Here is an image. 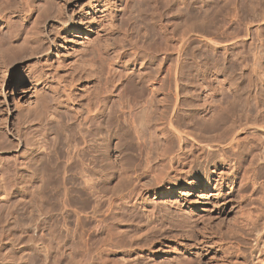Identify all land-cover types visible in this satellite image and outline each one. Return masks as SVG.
Returning a JSON list of instances; mask_svg holds the SVG:
<instances>
[{
    "label": "rangeland",
    "instance_id": "374dc122",
    "mask_svg": "<svg viewBox=\"0 0 264 264\" xmlns=\"http://www.w3.org/2000/svg\"><path fill=\"white\" fill-rule=\"evenodd\" d=\"M3 2L15 3L1 14L17 22L4 42L29 56L11 66L0 97L7 137L0 144V264H264L254 257L259 248L264 254V0ZM99 8L103 16L89 32ZM67 13L76 24L62 33L66 39L40 53L38 38ZM19 74L24 86L41 76L37 96L50 97L40 103L43 119L27 124L24 136L13 129L24 103L12 91ZM67 82L72 100L64 95ZM176 84L185 141L169 129ZM100 95L109 111L89 131V102ZM69 114L74 124L53 153L47 136L52 140ZM237 126L240 143L252 149L236 173L217 146L193 140ZM78 148L92 176L75 168L65 180V163ZM95 209L103 221L97 230Z\"/></svg>",
    "mask_w": 264,
    "mask_h": 264
},
{
    "label": "bare ground",
    "instance_id": "6f19581e",
    "mask_svg": "<svg viewBox=\"0 0 264 264\" xmlns=\"http://www.w3.org/2000/svg\"><path fill=\"white\" fill-rule=\"evenodd\" d=\"M6 1V0H5ZM8 1V0H7ZM13 1V0H12ZM28 1V0H27ZM8 3V2H7ZM6 3V4H7ZM100 3L101 2H99V3H95V7L96 8H98V6L100 5ZM4 4V5H3ZM9 4V3H8ZM7 4V6H10L11 5V7L10 8H12V4L10 3L9 5ZM15 4V3H14ZM13 4V5H14ZM2 6H0V15L2 16V24H1V26H0V97L1 96H6V94H4V92H3V85H4V83L6 84L5 85V87L7 88L8 87V83H9V81H10V79H9V77H8V75H9V72H10V68H11V66H13V64L14 63H16V62H18V61H21V60H24V59H26L29 55L28 54H26V53H18V52H11V48L9 49V47H7V43L5 44V38L7 37V36H4V34H6L5 32L7 31H9L10 29H9V26L11 25V24H13V25H15L16 23H15V17L14 16H11V15H8V13L6 12V13H3V15L1 14L2 12V10L4 11L5 10V7H7V6H5V3L3 2L2 4H1ZM26 5H28V4H26ZM30 5H31V1H30ZM3 6H5V7H3ZM15 6V5H14ZM22 6V5H21ZM32 6V5H31ZM16 7V6H15ZM34 7V6H33ZM8 8V7H7ZM10 8H8V9H6V10H9ZM21 8V7H20ZM23 8V7H22ZM21 8V9H22ZM59 8V7H58ZM16 9V8H15ZM19 9V8H18ZM20 10V9H19ZM27 10V9H26ZM47 10V9H46ZM69 10V9H68ZM100 8L99 9H94V13H91V15L89 16V21H88V23H89V27H88V29H89V32L90 31H93L94 30V28H95V25H94V23H92V21H94L95 19H100L102 16H103V14H98L99 12H100ZM10 11V10H9ZM13 11H15L14 10V8H13ZM29 11V16H32V14H33V10H32V8H30V10H28ZM61 11V10H60ZM72 11V10H71ZM43 12H45L44 10H43ZM66 12V11H65ZM102 12H103V10H102ZM12 13V12H11ZM18 13V12H17ZM16 13V14H17ZM20 13V12H19ZM26 13V12H25ZM37 13V12H36ZM47 13H49L48 12V10H47ZM61 13V12H60ZM59 13V14H60ZM7 14V15H6ZM40 15H41V13H39ZM71 14V13H70ZM69 13H67L66 14V17L65 18H63L62 20H60L59 21V24H60V26L57 28V27H52L50 30H47V35H43V36H41L40 38H38V41H36V43H42L41 44V46H40V53H42V52H47V51H51V50H53L54 48H56L58 45H59V43H60V41L62 42L63 40H65L66 38L64 37V36H62L63 34L62 33H64V32H66V30L68 29L69 30V28L70 27H72V25H75L76 23H75V20H74V18H73V15H70ZM73 14V13H72ZM13 15H15V14H13ZM18 15V14H17ZM25 15V14H24ZM27 15V14H26ZM48 15L49 14H47V17H48ZM96 15V16H95ZM105 15V14H104ZM37 16V15H36ZM37 17H39L40 18V16L38 15ZM36 17V18H37ZM42 17V16H41ZM45 18H46V15L44 16ZM92 18V19H91ZM0 19H1V17H0ZM17 20V19H16ZM32 21V23H34L33 25H35V24H37L38 25V29H39V24H40V22L39 23H36V21H39L38 20V18H37V20H35V22H34V20L33 19H31ZM74 20V21H73ZM19 21V20H18ZM30 21V20H29ZM31 22H30V24H31ZM43 22V21H42ZM15 23V24H14ZM22 23V22H21ZM79 23H81V24H86L87 23V21L85 20V18H81L80 19V22ZM20 24V23H19ZM80 24V25H81ZM21 25V24H20ZM23 25V24H22ZM28 25V24H27ZM32 25V26H33ZM41 25H42V23H41ZM34 27V26H33ZM35 27H37V26H35ZM85 27V26H84ZM9 30H8V29ZM7 29V30H6ZM40 29H41V32H42V28L40 27ZM96 29V28H95ZM64 30V31H63ZM39 31V30H38ZM41 32H39L40 34H41ZM10 33V32H9ZM11 35H12V33H11ZM10 35V36H11ZM39 37V36H38ZM37 38V37H36ZM9 42V41H8ZM12 42V41H11ZM10 43V42H9ZM10 46V45H9ZM36 48H37V46H36ZM35 47L33 48V49H36ZM13 50V49H12ZM48 53V52H47ZM59 64V63H58ZM2 68H5V69H2ZM54 72V71H53ZM15 74H16V72H15ZM27 75V74H26ZM47 75V74H46ZM36 76V75H35ZM41 76H36V77H32V80H31V82H30V85H28V86H24V84H25V79L26 78H24V75L23 74H19L16 78H15V82H14V86H13V89H12V91L13 92H18L20 95H22L21 96V99H23L24 100V103L23 104H20V107L22 108V112H20V115H18V117H19V119H16V121L15 122H13V129H14V131H16V133L17 134H19V135H23V130L24 129H27V126H29V125H27V124H29L30 122L32 123V121L34 120H38L39 118H41V119H43L42 118V113L43 112H41V110L42 109H44V107L43 108H41L43 105L42 104H44V102L45 101H47L48 99H47V97L48 96H46L45 95V97L46 98H44L43 96L41 97H39V96H37V92H39V85L41 84ZM7 80V81H6ZM30 80V79H29ZM68 83V82H67ZM71 88H72V85H71V83L69 84H64L63 85V89L65 90L64 91V95H65V98L66 99H68V100H72L73 99V96H74V94H73V91L71 90ZM175 91H176V101H175V103H174V105H173V108H172V113L170 114V116H169V119H168V121H169V129H171V133L173 132L174 133V135L175 136H177L176 138H178L179 139V141H185V140H187L188 139V137L190 136L188 133H186V131H183L184 129V127L182 128L183 130H180L181 129V124L183 123L184 124V121L179 125V129L177 128L178 127V123L179 122H177L178 121V119L179 118H181L180 116H181V114H179V113H177V115H176V112H178L177 111V109L179 108V105H180V99H179V97H178V94H179V92H178V85L176 84V86H175ZM39 94V93H38ZM40 95H42V94H40ZM48 98H50V97H48ZM47 99V100H46ZM105 99H104V97L102 96V95H100L99 97H97V101L92 105L91 103L93 102H89V114L87 115V117H88V120H89V131L91 130V128H92V126L93 125H95V124H97V123H100L101 121H102V114H105V113H107L109 110H108V108H107V106H106V102L104 101ZM40 103H42V104H40ZM46 103V102H45ZM42 105V106H41ZM45 105V104H44ZM46 110V109H45ZM46 112V111H45ZM69 113V112H68ZM111 113V112H110ZM67 114V113H66ZM68 115V114H67ZM72 115H70L69 114V116H67V119H66V124H63V123H60V124H57V133L55 132V136H52L51 138H52V140L50 139V138H48V136H47V139H48V142L50 141V143L51 142H53V140H54V143H52V144H50V146L52 145L53 146V149H54V151H53V153H55L56 151H55V149H56V143H57V138L59 139L60 138V136L63 134V132H66L68 129L70 130L71 129V127H72V125L74 124V121H73V117H71ZM17 117V118H18ZM1 118V117H0ZM183 118V117H182ZM2 120H0V122H1ZM176 122H177V125H176ZM2 125V124H1ZM261 126V125H260ZM54 127V126H53ZM56 128L54 129V130H56ZM53 130V131H54ZM258 130H259V137H260V140H261V146H260V157H259V159L262 161V162H264V128H258ZM5 130H0V144L1 145H4L3 143H5L3 140H5V137H6V135H5V132H4ZM188 131V130H187ZM239 131H240V126H237V127H232L227 133H225L226 135H223V136H221V137H219V138H206V139H202V140H199V139H194L193 141L195 142V144L196 145H198L197 147H199V148H203V147H213V146H217V147H214V148H216L217 149V151H218V156H219V159L222 161V162H226L227 163V161H231L233 164V168H235V172L236 171H238L239 169H240V166H241V164H242V159L244 158V156L245 155H247L248 153H249V151L252 149H249L248 147V149L244 146V145H242L241 143H240V139H238V137H237V135H238V133H239ZM7 133V132H6ZM189 135V136H188ZM24 136V135H23ZM22 136V137H23ZM50 137V136H49ZM7 138V137H6ZM190 138H192V137H190ZM6 141V140H5ZM56 141V142H55ZM43 142V141H42ZM42 142H40V143H37V145H41V143ZM193 142V143H194ZM13 143V142H12ZM36 143V142H35ZM35 143L33 144V146L35 145ZM28 144V143H27ZM42 144H44V143H42ZM0 145V146H1ZM6 145V144H5ZM36 145V146H37ZM48 145V144H47ZM17 146V145H16ZM42 146V145H41ZM51 146V147H52ZM180 146V145H179ZM252 146H253V144H252ZM29 147H32L31 146V144H30V146ZM40 147V146H39ZM44 147V146H43ZM45 147H46V145H45ZM49 147V146H48ZM181 147V146H180ZM0 148H3V147H0ZM4 148H6V146L4 147ZM8 148H10V147H8ZM38 147H36V149H37ZM41 148V147H40ZM257 148V147H256ZM259 148V147H258ZM31 149V148H30ZM35 149V150H36ZM44 149V148H43ZM181 149V148H180ZM34 150V151H35ZM41 150H42V148H41ZM45 150V149H44ZM46 150H47V148H46ZM49 150V149H48ZM208 150V149H207ZM213 150V149H212ZM233 151V153H232V151ZM38 151V150H37ZM216 151V150H215ZM83 152H85V149L83 148V149H80V148H78V151H77V153L76 154H73V155H70L69 156V158H68V160L66 161L67 163H65L66 164V166H65V168L63 169V175H62V178L63 179H65V180H67V179H69L70 177H71V172H72V170L73 169H75V168H77L78 170H80V173L82 174V177H91L92 175H91V170H92V168H88V165H86L85 163H84V157H83V155H82V153ZM252 152V151H251ZM250 152V154L252 155V153ZM41 153V152H40ZM58 153V152H57ZM258 154V153H257ZM254 155V154H253ZM37 156V155H36ZM51 157L52 156H54V155H50ZM175 156V155H174ZM173 156V157H174ZM210 156V155H209ZM39 157H41L40 155H39ZM50 157V158H51ZM58 157V156H57ZM181 157V156H180ZM253 157V156H252ZM53 158V157H52ZM254 158V157H253ZM56 159V158H55ZM58 159V158H57ZM173 159V158H172ZM180 160V159H179ZM235 160V162H233ZM36 161V160H35ZM172 161V160H171ZM56 162V161H55ZM183 162V161H182ZM204 162V161H203ZM230 162V163H231ZM258 162V161H257ZM52 163V162H51ZM57 163V162H56ZM229 163V162H228ZM58 164V163H57ZM248 164V163H247ZM51 165H54V163H52ZM89 165H92L91 163H89ZM256 165V164H255ZM54 166H56V165H54ZM53 166V167H54ZM232 167L230 166V169H232ZM40 169V168H39ZM88 169H89V173L87 172L88 171ZM248 169V168H247ZM221 170V169H220ZM55 177L56 178H58L59 177V175H58V173H59V165H57L56 167H55ZM230 171V170H229ZM237 173V172H236ZM222 176H223V174L221 173L220 174V178L222 179ZM219 178V179H220ZM257 182V181H256ZM170 189V188H169ZM261 189V188H260ZM243 191V190H242ZM185 192V191H184ZM189 192V191H188ZM159 193L161 194V193H163V188H161L160 190H159ZM185 194H188L187 193V191H186V193ZM201 194H204V193H201ZM241 195V194H240ZM201 197L202 196H205V195H200ZM245 196V195H244ZM247 202V201H246ZM263 205V204H262ZM152 210L154 209V206H153V204H152ZM151 211V210H150ZM96 212H97V210L95 209L94 211H93V214H92V216L91 217H94L95 215H97L96 214ZM153 212V211H152ZM248 212V211H247ZM246 213V212H245ZM253 213V212H252ZM257 214H259V213H257ZM152 215H153V213H152ZM245 216V215H244ZM248 217V216H247ZM260 217V216H259ZM251 218V217H250ZM256 218V217H255ZM94 219L96 220V223L93 225L94 226V228L97 230L98 229V227L100 226V224H103L102 222V220L100 219V218H98V219H96V216L94 217ZM255 220V219H254ZM244 221V220H243ZM251 221V220H250ZM245 222V221H244ZM257 222V221H256ZM236 223V222H235ZM249 223V222H248ZM258 224V223H257ZM237 225V224H236ZM246 225V224H245ZM244 225V226H245ZM252 225V224H251ZM253 232V231H252ZM258 236H259V240L261 241V243H262V247L264 246V229L262 230L261 229V231H258ZM118 238V237H117ZM114 239H115V237H114ZM112 240H113V238H112ZM115 241V240H114ZM254 257H255V260H256V262H259V261H261L262 262V260H264V254H263V252H262V250L259 248V249H257L256 250V252L254 253ZM254 263V262H253ZM91 264H97V261L95 260V259H93L92 261H91Z\"/></svg>",
    "mask_w": 264,
    "mask_h": 264
}]
</instances>
